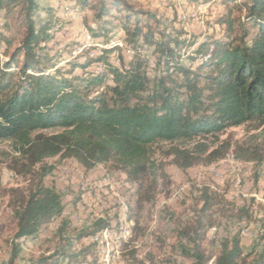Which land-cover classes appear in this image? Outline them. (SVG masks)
<instances>
[{
    "label": "trees",
    "instance_id": "obj_1",
    "mask_svg": "<svg viewBox=\"0 0 264 264\" xmlns=\"http://www.w3.org/2000/svg\"><path fill=\"white\" fill-rule=\"evenodd\" d=\"M72 1L95 10L100 20L114 16L116 9L117 18L123 15L131 41L142 36L158 45L165 66L154 77L143 70L141 62L120 69L108 62L109 50L85 62L69 61L60 66L61 53L51 54L46 46L54 38V24L50 19L37 20L38 2L0 0V11L19 7L25 29L20 45L0 61V140L13 139L26 161V171L33 175L32 186L25 193L18 192L12 203L16 231L9 264L20 252L16 240L37 237L44 226L57 219L61 220L57 246L35 264H80L79 258L85 254L76 249L77 242L111 225L107 218H98L87 229L72 228L64 216V194L45 183L55 168L47 159L73 158L87 169L113 162L141 185L153 179L150 185L154 188L160 176L152 159L154 146L216 136L228 127L264 118V0H234L246 9L251 26L234 41L214 38L200 42L195 51L205 59L195 68L182 63L177 55L178 47L192 46L193 40L180 39L182 32L175 31L164 35V43L153 41V32L144 34L139 10L126 0ZM133 20L135 27L130 29ZM100 61L106 64V73L87 72L92 63ZM76 68L86 72L75 74ZM108 74L113 77L112 84ZM50 130L54 133L44 132ZM231 146L221 142L207 155L203 143L192 150L176 146L173 163L182 170L209 165L227 156ZM233 154L237 160L256 162L257 167L264 160L260 150L251 145L237 144ZM197 192L192 218L182 222L179 234L189 244L192 264H209L213 254L204 247L207 231L215 224L214 211H225L229 204L208 186ZM231 207L233 217H251L248 208ZM212 264H264V248L245 252L239 233H235L221 239Z\"/></svg>",
    "mask_w": 264,
    "mask_h": 264
},
{
    "label": "rangeland",
    "instance_id": "obj_2",
    "mask_svg": "<svg viewBox=\"0 0 264 264\" xmlns=\"http://www.w3.org/2000/svg\"><path fill=\"white\" fill-rule=\"evenodd\" d=\"M36 1L37 20L50 19L54 24V38L46 46L51 54L61 53L60 66H67L69 61L85 62L109 50L108 62L120 69L141 62L143 70L154 77L164 68L165 57L157 51L158 45L142 36L131 41L123 15L117 18L116 9L114 16L100 20L95 10L81 8L72 0ZM126 2L139 10L144 34L153 32V41L164 43V35L175 31L182 32L180 39L193 40L192 46L182 45L177 52L181 62L193 68L205 59L195 51L200 42L214 38L234 41L242 37L245 27L251 26L246 9L234 0ZM23 21L19 7L0 11V61L20 45L25 33ZM129 26L133 29L135 20ZM170 45L175 47L174 42ZM106 71V64L101 61L87 68V72ZM85 72L82 68L74 70L75 74ZM112 78L108 74L109 84ZM225 141L232 144L229 154L209 165L182 170L173 163L172 150L176 146L192 150L203 143L207 155ZM237 144L254 146L264 158V118L228 127L216 136L210 134L154 146L152 159L157 162L160 174L154 188L150 185L153 179L141 185L115 168L113 162L87 169L73 158L47 159L55 168L46 176L45 183L56 186L64 194V216L69 218L72 228L87 229L98 218H107L111 224L77 242L76 249L84 250L85 254L79 258L80 264H192L189 244L179 232L182 222L192 218L197 189L202 186L216 191L229 204L225 211L218 209L213 213L215 224L207 231L204 241L205 249L213 254L209 264L219 253L221 239L235 233H239L245 252L254 247L262 250L264 160L259 167L256 162L237 160L233 154ZM23 162L26 161L20 157L13 139L0 140V264H9L12 255L16 231L12 203L16 194L27 192L33 182V175L26 171ZM231 206L248 208L251 217H233ZM60 222L57 219L44 226L37 237L16 240L20 252L13 264H35L42 256L50 255L58 243L56 232Z\"/></svg>",
    "mask_w": 264,
    "mask_h": 264
},
{
    "label": "bare ground",
    "instance_id": "obj_3",
    "mask_svg": "<svg viewBox=\"0 0 264 264\" xmlns=\"http://www.w3.org/2000/svg\"><path fill=\"white\" fill-rule=\"evenodd\" d=\"M121 44V43H120Z\"/></svg>",
    "mask_w": 264,
    "mask_h": 264
}]
</instances>
